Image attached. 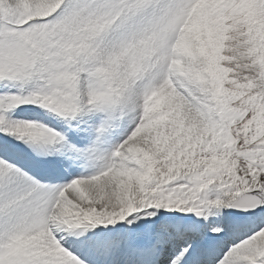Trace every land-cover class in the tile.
Wrapping results in <instances>:
<instances>
[{
	"label": "snow or ice",
	"instance_id": "snow-or-ice-1",
	"mask_svg": "<svg viewBox=\"0 0 264 264\" xmlns=\"http://www.w3.org/2000/svg\"><path fill=\"white\" fill-rule=\"evenodd\" d=\"M0 264H264V0H0Z\"/></svg>",
	"mask_w": 264,
	"mask_h": 264
}]
</instances>
